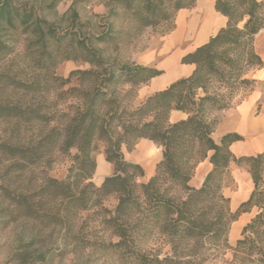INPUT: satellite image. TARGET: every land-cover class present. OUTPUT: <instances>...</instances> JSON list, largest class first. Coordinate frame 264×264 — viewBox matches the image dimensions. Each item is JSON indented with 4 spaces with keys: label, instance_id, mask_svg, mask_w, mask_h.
Listing matches in <instances>:
<instances>
[{
    "label": "trees",
    "instance_id": "obj_1",
    "mask_svg": "<svg viewBox=\"0 0 264 264\" xmlns=\"http://www.w3.org/2000/svg\"><path fill=\"white\" fill-rule=\"evenodd\" d=\"M195 1L109 0L100 29L76 13L63 29L35 4L0 0L1 228L20 221H53L69 232L78 227L73 239L111 255L112 264H206L228 249L226 264H264V151L236 157L231 145L243 137L227 132L214 139L218 120L212 118L254 86L247 74L263 65L254 42L264 28V0H215L228 22L182 56L183 64L195 66L192 73L137 106L138 87L162 70L123 62L103 47L118 48L147 28L171 25ZM68 59L91 67L58 76L57 65ZM173 110L187 118L171 122ZM140 139L162 148L148 181L140 180L144 167L123 153ZM99 144L114 166L100 186L90 180ZM72 148L70 175L50 177L58 156ZM206 159L212 169L200 187L191 186ZM233 163L247 167L253 180L249 198L235 210L223 192ZM110 196L117 200L113 209L104 206ZM91 210L102 234L87 236L79 226ZM252 210L241 238L230 245L232 223ZM23 247L25 255L30 246Z\"/></svg>",
    "mask_w": 264,
    "mask_h": 264
},
{
    "label": "rangeland",
    "instance_id": "obj_2",
    "mask_svg": "<svg viewBox=\"0 0 264 264\" xmlns=\"http://www.w3.org/2000/svg\"><path fill=\"white\" fill-rule=\"evenodd\" d=\"M19 2H27L28 4H35L37 8L41 7L43 14L49 20H52L63 29H67L70 25V18L74 13L78 14L79 20L90 22L96 29H100L104 23L103 16L108 13L107 3L109 0H17ZM175 19V18H174ZM175 23L172 21L171 25H162L153 28H147L133 42L129 44L120 45L118 48L115 46H103L107 48V54L113 58L121 59L123 62L130 64H143L148 66H156L157 63L164 59L161 54V48L164 45L165 37L170 34L174 28ZM91 65L87 61H78L68 59L57 65L55 72L58 76L67 77L72 70H85L90 68ZM149 84L146 83L144 85ZM136 90V98L133 105L137 106L144 98L139 90ZM239 94L234 100H239ZM138 143V142H137ZM137 143L132 151L126 147L125 158L128 157V152H133L137 148ZM99 148L93 153V158L97 167L90 178L96 185L100 186L107 173L106 171L99 172V166L109 163L106 160L105 146L98 145ZM77 153L76 148H72L69 153L59 155L53 167L48 171L50 177L58 180H65L71 173V168L74 166V156ZM124 153V152H123ZM127 159V158H126ZM128 160V159H127ZM130 161V160H129ZM139 164V163H138ZM99 172V174H98ZM230 171V178L227 180L229 183L232 176ZM114 173V172H113ZM112 173V174H113ZM142 181H148L149 178L145 176L140 178ZM85 182L84 184H86ZM232 188L235 184L230 182ZM117 204L116 198L110 196L106 199L105 208L113 209ZM235 210V209H234ZM83 218L79 226L84 227V233L91 235L92 233L102 234L100 229L96 227V220L98 215L92 210L82 214ZM85 223V225H84ZM78 227L74 228L72 232L68 231L67 226L55 224L52 221L49 224H42L40 222H18L12 223L10 226L0 227V264H112L111 255H106L102 251L97 250L95 247L83 249L82 247L88 246L85 242L80 241L77 243L72 235L77 234ZM243 231V230H242ZM242 233V232H241ZM87 235V236H88ZM241 238V235L237 239ZM237 239H231L228 235V242L234 245ZM23 245L30 247L24 253ZM22 251V252H21ZM231 250L228 249L216 260H211L206 264H226L231 258Z\"/></svg>",
    "mask_w": 264,
    "mask_h": 264
},
{
    "label": "crops",
    "instance_id": "obj_3",
    "mask_svg": "<svg viewBox=\"0 0 264 264\" xmlns=\"http://www.w3.org/2000/svg\"><path fill=\"white\" fill-rule=\"evenodd\" d=\"M214 3L215 0H196L194 6L181 9L176 13L175 26L165 37L164 45L161 48L160 53L164 55V59L156 65L162 70V73L152 79L149 84L140 88L139 93L144 98L142 101L157 91L165 89L172 82L188 77L192 73L195 66L183 64L182 56L206 44L228 22V18L216 10ZM254 48L263 59L261 67L252 69L247 74V77L255 80L254 86L230 107L212 115V118L218 120L217 128L213 133L214 139H219L227 132H237L243 137L241 141L233 142L231 145L233 154L238 158L256 155L264 151V28L255 36ZM186 118L187 114L183 111L173 110L171 114V122ZM126 150L124 146V154H126ZM128 155V157L126 156L128 160L144 167L145 177L149 178L155 173L156 165L162 158V148L148 139H140L137 148L133 152H128ZM212 167L213 165L208 159L200 162L192 177L191 186L200 187ZM105 171L106 176L112 175L113 164H101L99 172ZM231 171L234 179L232 178L230 182L234 183L235 187L232 188L230 182H227L223 192L226 196L231 197L230 208L234 210L249 198L253 180L247 167L241 168L233 163ZM255 213V210L246 212L233 222L229 238L237 239L242 234V228Z\"/></svg>",
    "mask_w": 264,
    "mask_h": 264
}]
</instances>
